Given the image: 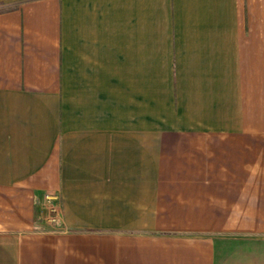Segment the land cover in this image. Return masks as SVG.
<instances>
[{
    "label": "crops",
    "instance_id": "0c3cea01",
    "mask_svg": "<svg viewBox=\"0 0 264 264\" xmlns=\"http://www.w3.org/2000/svg\"><path fill=\"white\" fill-rule=\"evenodd\" d=\"M0 264H264V0H0Z\"/></svg>",
    "mask_w": 264,
    "mask_h": 264
},
{
    "label": "built area",
    "instance_id": "2783aa9c",
    "mask_svg": "<svg viewBox=\"0 0 264 264\" xmlns=\"http://www.w3.org/2000/svg\"><path fill=\"white\" fill-rule=\"evenodd\" d=\"M55 195L54 194H45L42 200V207L45 209V220L49 224H55L56 220H58L59 209L58 205L55 203Z\"/></svg>",
    "mask_w": 264,
    "mask_h": 264
}]
</instances>
